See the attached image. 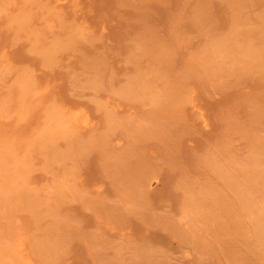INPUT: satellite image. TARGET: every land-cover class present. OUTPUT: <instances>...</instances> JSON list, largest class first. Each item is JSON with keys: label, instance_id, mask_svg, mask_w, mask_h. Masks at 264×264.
<instances>
[{"label": "rangeland", "instance_id": "1", "mask_svg": "<svg viewBox=\"0 0 264 264\" xmlns=\"http://www.w3.org/2000/svg\"><path fill=\"white\" fill-rule=\"evenodd\" d=\"M217 5L216 17L201 12ZM235 13L224 0H0L1 256L131 264L150 240L170 260L193 256L146 218L173 205L183 176L172 166L202 169L209 151L196 142L220 134L226 115L254 98V117L264 114V78L248 76L264 68L260 43L254 60L217 49L240 37ZM169 68L187 75L172 112L143 113L161 108Z\"/></svg>", "mask_w": 264, "mask_h": 264}, {"label": "bare ground", "instance_id": "2", "mask_svg": "<svg viewBox=\"0 0 264 264\" xmlns=\"http://www.w3.org/2000/svg\"><path fill=\"white\" fill-rule=\"evenodd\" d=\"M224 1L228 3L231 10H236L231 27L240 28L238 29L240 37L235 43L222 42L218 44L217 49H223L227 45L233 44L236 45V52L241 55L250 53V60H254L255 57L251 53L260 52L264 49L262 45L264 43V4L261 0ZM222 8V5L211 6L207 9L202 8L201 12L216 17L220 15ZM214 21L219 23V19ZM217 26H215L214 32H220L223 29L220 23L218 27H221L217 28ZM252 42H259L260 44L256 50L251 52L249 48ZM186 49H188V46H186ZM259 58L263 60L264 55ZM203 59L208 60L209 57ZM246 66H241L239 71L233 68L232 72H237V77H243L245 71L249 70L245 68ZM173 69H167L166 73L160 77L164 78L166 76L158 91L162 93L157 94L163 101L161 108L154 103L152 106H146L143 113L157 114L160 111V113L167 115L172 112L173 105L169 97L172 96L178 99L181 96L179 92V88H181L180 79L187 76L182 74V70L177 72ZM251 71L248 72L249 77L252 78L255 75L260 79L264 78V68L257 72ZM198 80L204 84L201 77L198 76ZM167 84L174 85L172 95L167 92L165 86ZM257 86L261 89L259 84ZM255 88L253 87V89ZM263 89L260 91L262 96H264ZM254 99L250 102L249 99H246L242 103L249 110L246 109L247 112L244 110L246 114H241V111L237 108L225 116L224 130L220 134H217V136L207 135L196 142L209 151L208 156L210 158L205 159V165H202V169L199 170L189 165L186 167H171L170 171L181 172L183 179L180 183L173 185L174 192H171L172 195L168 196L170 197L168 203L174 202L167 209L169 212L164 211V215L161 212L163 210H156L154 213L147 214L146 220H149L147 221L149 226H154V222L157 226L160 225L162 234L173 238L177 242L176 244L179 245L180 251L189 252L193 255H181L179 258L175 256L178 261L184 258L180 260L179 264H264V114L254 117L255 111L250 109L253 106ZM225 100L228 101L226 98ZM222 107L225 110L226 105ZM242 115H244L243 118L239 117ZM219 121L223 122V117H220ZM255 126H258V128ZM181 166H184V164L181 163ZM210 172L214 179L202 181L197 179V176L209 174ZM164 178L170 180L171 176ZM175 197L178 199L174 201ZM128 237L131 236L128 235ZM128 237H125L126 244H128ZM130 240V243L133 242L132 239ZM148 243L145 242V247L142 245L143 243L140 244L142 245L141 250L138 249V252L141 251L143 256H135V262L132 260L133 257L129 256L132 261L129 260L128 262L131 261V264H174L173 261L177 258L172 260L171 257L170 260L169 256L159 255L160 249L158 248L162 246L158 247V244L157 248L153 245V241V247L148 246L151 245V240L150 244ZM137 245L139 244L137 243ZM140 245L137 247H140ZM60 248L62 247L60 246ZM161 249H164V247ZM9 255L10 258H6V256L4 258L3 255H0V264H30L19 253L18 248L12 249ZM52 257L51 264H71L70 260H63L65 257L61 256L62 260L59 256H50V258ZM126 258L128 260V257ZM45 259L46 257L37 251L36 256L34 255L32 259V264L37 261L46 264ZM122 260L124 261L123 258ZM122 260L119 258L118 262ZM178 261L175 262L178 264Z\"/></svg>", "mask_w": 264, "mask_h": 264}]
</instances>
